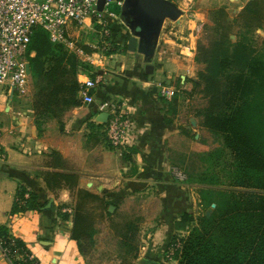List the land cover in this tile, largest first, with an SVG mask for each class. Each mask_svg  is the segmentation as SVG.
I'll return each instance as SVG.
<instances>
[{
    "label": "crops",
    "instance_id": "0c3cea01",
    "mask_svg": "<svg viewBox=\"0 0 264 264\" xmlns=\"http://www.w3.org/2000/svg\"><path fill=\"white\" fill-rule=\"evenodd\" d=\"M173 1L185 14L194 7L191 19H180L178 29L164 27L156 70L149 78H144V57L128 51L131 34L118 17L109 20L117 45L112 57L89 53L93 55L92 65L98 67L94 76L104 77L94 91V103L82 104L60 119L39 126L34 110L33 114L23 113L8 97H0V144L5 156L0 159V228H7L10 235L23 241L39 264H86L72 237L73 216L65 220L59 214L61 206H67L64 210L72 208L74 193L66 187L51 189L45 180L48 172L76 174L80 188L118 207L141 205L142 221L145 219L141 227L146 229L147 240L134 264H143L145 259L164 263L165 251L173 240L189 233L182 217L191 214L197 219L201 215L202 186L189 180L179 182L173 175L174 168L191 156L184 147L186 140L200 141L205 151H214L210 145L214 135L200 127L197 115L201 109L195 106L198 95L190 94L202 68L196 62L198 35L191 32L186 36L183 28L192 31L205 23L209 2L237 14L253 0ZM76 29L73 34L79 37ZM89 76L83 75L82 80ZM160 85L175 89L172 100L162 97ZM111 98L124 101L133 115V131L124 155L106 146L96 132L104 128L100 125L104 124L100 122L104 113L99 106ZM54 152L64 160L60 169L49 165ZM20 189L34 194L40 208L14 214ZM172 262L178 264L177 259ZM0 264H11L1 247Z\"/></svg>",
    "mask_w": 264,
    "mask_h": 264
},
{
    "label": "trees",
    "instance_id": "16d2710c",
    "mask_svg": "<svg viewBox=\"0 0 264 264\" xmlns=\"http://www.w3.org/2000/svg\"><path fill=\"white\" fill-rule=\"evenodd\" d=\"M220 15L213 37L198 43L196 62L202 68L190 94L200 95L206 104L197 115L200 127L223 142L222 148L202 160L207 163L209 158L215 168L223 161L230 184L215 183L204 173L187 174L189 181L202 186L204 212L197 219L185 214L182 222L189 233L172 243H181L175 255L178 264H264V38L254 36L264 30V0L249 2L233 19L225 9ZM238 23L244 24L250 38L234 31ZM81 46L87 53L93 52L89 45ZM116 49L113 41V48L106 54ZM29 52L34 53L29 63L37 85L33 110L37 124L43 126L82 105L78 76L80 72L88 74L89 65L64 45L51 42L41 28L34 31ZM149 77L144 73L145 79ZM50 158V167L64 166L59 153L54 152ZM45 180L51 189L66 187L74 193L72 237L83 254L81 241L91 234L97 221L114 216L110 211L113 204L80 188L76 174L48 172ZM27 193L24 189L18 192L14 214L40 208L37 197L29 193L25 198ZM65 207L61 206L59 214L69 220L71 215L64 212ZM208 211H212L210 216ZM128 237L132 241L129 233L125 235ZM0 243L9 248L11 256L22 255L17 264H39L25 243L5 227L0 228Z\"/></svg>",
    "mask_w": 264,
    "mask_h": 264
},
{
    "label": "built area",
    "instance_id": "2783aa9c",
    "mask_svg": "<svg viewBox=\"0 0 264 264\" xmlns=\"http://www.w3.org/2000/svg\"><path fill=\"white\" fill-rule=\"evenodd\" d=\"M101 0H0V97L12 100L15 93L20 96L30 94V75L28 74L29 52L32 36L36 28H41L49 35L51 42L64 45L67 50L77 55L85 64L92 65V54L81 46L79 37L74 36L75 28L86 27L96 33V39L90 44L94 54L104 58L113 48L110 19L118 15L110 10L112 5L122 7L125 0H104V8L99 9ZM96 25V28H94ZM86 73L80 72V99L82 104L94 103V91L102 84L104 77L97 74L82 80ZM161 95L172 100L175 89L172 86L160 85ZM101 113H108L104 131L109 142L120 155L127 151L130 134L133 131V115L124 101L106 100L99 106ZM0 144V159H4ZM173 175L179 182H187L188 175L179 168H174ZM27 193L25 198H28ZM64 212L73 215V209ZM4 254L11 264L22 259V255L11 256L9 248L0 243ZM181 243H171L165 251L167 264L175 260Z\"/></svg>",
    "mask_w": 264,
    "mask_h": 264
},
{
    "label": "rangeland",
    "instance_id": "374dc122",
    "mask_svg": "<svg viewBox=\"0 0 264 264\" xmlns=\"http://www.w3.org/2000/svg\"><path fill=\"white\" fill-rule=\"evenodd\" d=\"M205 7L206 9H208V12H205L207 14V18L205 23L200 28L195 27L194 29H191L192 31L183 28V32L186 36H188L191 32H195L198 35V42L200 40L207 42L210 38L213 37L212 33L214 31V28L218 24H220L221 21L220 11L222 9H225L232 19L237 17L244 10L243 9L240 13L232 14V10L228 11L226 6L211 4V2H209V4H207ZM193 9L194 7L186 11V14L181 18V20L191 19V13L193 12ZM181 20L180 22L167 21L165 24V28L171 29L173 26H175L176 29H178L179 25H181ZM243 26L244 24L238 23L235 26L234 31L239 36H241L242 32H244L243 37L247 36L250 38L251 34L249 33V31L246 32V29L243 28ZM110 27L112 30L113 24H111ZM94 28H96V25H94ZM76 30L80 32L79 40L81 44H85L86 42L90 41L92 42L96 39V33L86 27H79ZM254 36L258 39L264 38V30L257 31ZM232 39L234 41L237 40L235 36H233ZM188 52L189 50H187V53ZM111 55L112 54H107L105 58H110L112 57ZM97 72L98 67L89 65L88 74L94 75ZM30 86V94L20 96L18 92L15 93V96L12 99V105L17 110H21L23 113L33 114V101L37 91V85L32 76H30ZM195 99L196 107H200V109L205 107V101L201 98L200 95ZM111 100L118 102L122 101L120 98H111ZM35 115L36 112L34 111V116ZM96 132L100 136V139L105 141L106 146L109 145L104 129H98L96 130ZM210 145L214 147V150L220 149L223 146L222 139L217 136H212V139H210ZM184 147L186 148V150L191 152V156H187L186 162L179 165L178 167H182V169L188 175H190V177L195 176L196 174L200 175L204 173V175H207L206 178H208L209 180L211 179L215 183H218L220 185L230 184L228 171L223 170L225 166L223 161L219 163V167L215 168L213 164L209 162V158L207 163L202 160V158L208 157L211 151H205L206 147L200 144V141H195L190 138L186 140ZM214 177H216V179ZM112 204L113 207H115L114 210H111L112 212H114V216L110 220L106 219L102 220L101 222L97 221L91 234L86 239H83V241H81L82 251L84 252L82 255L84 256L86 264H134V260H136L143 254L140 249L145 246L147 239L146 236H144V231L146 229L144 227H141V225H144L145 222L144 218V221H142L141 216L143 215V213L139 210L141 205L135 203L123 206L121 204L118 207V204ZM202 214L203 211L201 212V215ZM128 233L132 237V241H129V237L125 238V235H127ZM172 263L173 262L167 264Z\"/></svg>",
    "mask_w": 264,
    "mask_h": 264
},
{
    "label": "water",
    "instance_id": "95a60500",
    "mask_svg": "<svg viewBox=\"0 0 264 264\" xmlns=\"http://www.w3.org/2000/svg\"><path fill=\"white\" fill-rule=\"evenodd\" d=\"M104 4V0L99 2L101 11ZM110 10L119 16L130 31L128 51L142 55L146 74L154 75L156 54L165 24L167 21L178 22L185 15V11L173 0H125L122 7L112 5ZM28 74L31 76L30 64L28 65ZM108 117L109 114L104 113L100 117V122L106 123ZM114 209L115 207L112 206L110 211ZM143 264L163 263L145 259Z\"/></svg>",
    "mask_w": 264,
    "mask_h": 264
}]
</instances>
